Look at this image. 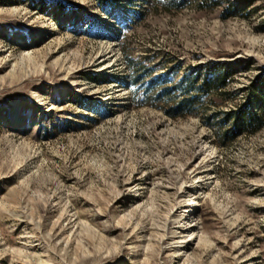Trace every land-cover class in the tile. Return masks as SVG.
I'll return each instance as SVG.
<instances>
[{
	"label": "rangeland",
	"instance_id": "rangeland-1",
	"mask_svg": "<svg viewBox=\"0 0 264 264\" xmlns=\"http://www.w3.org/2000/svg\"><path fill=\"white\" fill-rule=\"evenodd\" d=\"M127 59L226 94L170 118ZM263 99L264 0H0V264H264Z\"/></svg>",
	"mask_w": 264,
	"mask_h": 264
},
{
	"label": "trees",
	"instance_id": "trees-1",
	"mask_svg": "<svg viewBox=\"0 0 264 264\" xmlns=\"http://www.w3.org/2000/svg\"><path fill=\"white\" fill-rule=\"evenodd\" d=\"M128 70V86L131 100L137 105L150 104L163 110L170 118H179L191 114L204 104L216 105L217 99L224 96L223 83L225 75L209 73L201 77L200 72L183 75L182 79L174 83L175 73L167 71L152 77L154 69L142 62L125 60ZM264 99L259 106V112L241 117L238 129L253 133L260 129Z\"/></svg>",
	"mask_w": 264,
	"mask_h": 264
},
{
	"label": "bare ground",
	"instance_id": "bare-ground-1",
	"mask_svg": "<svg viewBox=\"0 0 264 264\" xmlns=\"http://www.w3.org/2000/svg\"><path fill=\"white\" fill-rule=\"evenodd\" d=\"M189 201H190V199H187L186 200V202H188V203H186V205L184 206V208H186V211L185 212H191V207H189ZM186 217V215L185 216H183V218H185ZM180 220V219H179ZM186 221L187 220H185V221H182V223H180L179 224V226H178V230H180V231H183V230H186L187 229V225H186ZM173 233V232H172ZM192 234V232L191 233H189L188 234V236H186L185 237V239L184 240H181V242L180 243H186L187 242V239L190 237V235ZM177 250V249H176ZM176 253V252H175ZM178 254V253H177Z\"/></svg>",
	"mask_w": 264,
	"mask_h": 264
}]
</instances>
